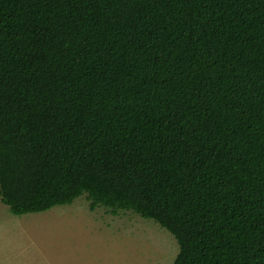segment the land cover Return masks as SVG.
Segmentation results:
<instances>
[{"label": "trees", "instance_id": "obj_1", "mask_svg": "<svg viewBox=\"0 0 264 264\" xmlns=\"http://www.w3.org/2000/svg\"><path fill=\"white\" fill-rule=\"evenodd\" d=\"M82 197L264 264V0H0V201Z\"/></svg>", "mask_w": 264, "mask_h": 264}, {"label": "rangeland", "instance_id": "obj_2", "mask_svg": "<svg viewBox=\"0 0 264 264\" xmlns=\"http://www.w3.org/2000/svg\"><path fill=\"white\" fill-rule=\"evenodd\" d=\"M175 238L131 212L71 206L17 217L0 201V264H174Z\"/></svg>", "mask_w": 264, "mask_h": 264}]
</instances>
